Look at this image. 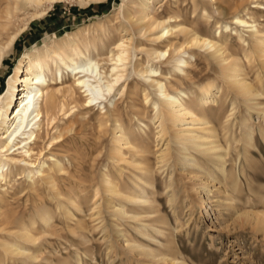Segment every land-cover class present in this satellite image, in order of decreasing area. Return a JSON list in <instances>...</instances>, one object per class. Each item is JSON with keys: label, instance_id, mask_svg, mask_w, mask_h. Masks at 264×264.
<instances>
[{"label": "rangeland", "instance_id": "374dc122", "mask_svg": "<svg viewBox=\"0 0 264 264\" xmlns=\"http://www.w3.org/2000/svg\"><path fill=\"white\" fill-rule=\"evenodd\" d=\"M130 1L109 0L101 5L91 3L89 6L81 5L79 0L55 3L49 14L31 21L29 29L0 67V93L5 91L10 74L25 52L88 27L91 28L87 36L108 32L115 37H128L130 32L127 33L122 26L127 24L124 12ZM7 2L0 0V10L8 7ZM260 2L264 4V0ZM236 3L235 8L238 7L239 11L244 6L255 10L264 28V9L254 8L253 0H237ZM31 11L34 10L18 12L9 33L31 19ZM216 18L224 24L232 22L231 16ZM214 22L212 19L210 25H200L202 32H213ZM7 37L5 35L4 40ZM229 41L230 51L236 54L232 46L238 45V41L235 37ZM142 46L149 48L151 45L144 38ZM197 58L198 73L192 74L191 79H184L183 83L175 80V84H168V87L174 92L178 89L194 91L209 82L218 83L219 89L215 90L219 94L217 101L224 104L214 115H219L220 119L212 125L215 124L218 139L228 152L225 161L229 178L226 174L220 175L217 166L212 165L205 155H194L198 159L197 165H193V156L181 162L178 158L182 155L177 154L175 141L169 142L170 135H164L161 128H154L149 131V139L155 140L154 143H143V138L139 141L144 144L142 151L152 149L148 161L155 170L156 190H149L153 204L138 207L111 195L101 185L103 172L108 170L118 181L120 189L125 191V188H136L132 181L136 180L135 176L140 171L138 165L119 160L113 152L115 113L111 103L106 101L110 120L107 126L99 125L101 107L97 105L83 124L75 126V131L66 133L43 151L47 155L55 153L65 161L68 169L69 174L56 177L55 188L44 182L37 189H32L24 177L14 180L13 188L9 186L6 204L0 201V250L4 240L16 239L14 231L19 229L17 227L21 222L29 223L30 216L46 205L53 213L51 227L45 228V233L38 228L34 230L33 233L42 238L35 245L20 242L32 247L39 257V260L29 264H80L79 260L81 264H264V137L261 133L264 122L260 121L258 114L259 108L264 107V60L253 58L254 61L247 64V67L251 65V69L247 68L246 77L260 93L252 97L250 103L246 97L235 95L232 85L216 72L220 67L213 58L208 57V61L203 57ZM146 59L147 53L138 50L137 57L129 66L131 76L128 74L120 85V90L127 85L126 91L124 94L118 92L114 100L124 124L133 130L138 129L141 121L150 123L154 116L153 108L144 99L143 90L148 89L149 84L132 72L134 66ZM163 66L164 71L171 67ZM76 96L78 107L75 112L84 108L85 98L81 91ZM152 98H157L155 93ZM249 111L256 132L252 146L246 144L245 130L241 124ZM230 112L234 114L229 118ZM227 119L230 120L225 122ZM232 126L235 129L231 130ZM229 140L232 146L228 144ZM47 141L41 143L40 148H44L45 143L48 146ZM168 146H172L171 151L167 161L162 163V151ZM125 151L129 160H135L130 153L134 151L133 148ZM142 155V152L139 153L136 159ZM209 167L214 175L219 176L217 179L213 180L210 174L204 173ZM69 198L78 201L77 204H68ZM209 199L211 202H207ZM66 203L72 210L63 214L60 208ZM119 203H126L129 212L141 213V218L131 220L123 215L116 216L112 206ZM145 223L153 226L147 229L155 236L154 240L140 232ZM155 227L160 228L161 232H156ZM128 239L131 240L129 244L126 243ZM10 258L6 264H26V256L11 255Z\"/></svg>", "mask_w": 264, "mask_h": 264}, {"label": "bare ground", "instance_id": "6f19581e", "mask_svg": "<svg viewBox=\"0 0 264 264\" xmlns=\"http://www.w3.org/2000/svg\"><path fill=\"white\" fill-rule=\"evenodd\" d=\"M7 1L8 7L0 10V67L29 29L31 21L49 14L55 3L68 0ZM108 1L79 0V3L89 6L91 3L101 5ZM236 1L131 0L124 12L127 24L122 26L123 30L130 32L128 37L124 35L115 37L108 32L102 35L91 33L87 36L91 28L88 27L78 33H69L66 38L55 39L50 44L25 52L14 72L10 74L5 91L0 93V201L6 204L9 186L14 180L23 177L28 180L32 189H37L38 185L44 182L55 188L56 177L69 174L68 169L65 161L55 153L47 155L43 151L66 133L75 131V126L83 124L88 119L89 112L97 105L101 107L99 125L107 126L110 120L106 101L111 103L112 111L115 113L113 152L119 160L138 165L140 171L135 176L136 180L132 181L136 188H125V191L120 189L118 181L108 170L103 172L101 185L111 195L138 207L153 204L150 191L156 190V179L153 177L155 170L148 161L152 149L147 151L146 148L145 152L142 151L144 144L139 141L143 138V143H154L155 140L149 139V131L154 128L156 130L161 128L164 135H170L169 142L175 141L179 152L177 154L182 155L178 158L181 162L193 156L195 158L193 165H197L198 159L194 155L197 153L205 155L212 165L217 166L220 175L226 174L228 177L225 161L228 152L218 139L215 124L212 125L214 121L220 119L219 115H214L224 104L223 101L219 103L217 101L219 94L215 90L219 89L218 83L212 81L194 91L178 89L175 92L169 89L168 84L173 86L175 80L183 83L184 79H191L198 73L197 56L207 61V58L211 57L220 67L216 72L232 85L235 95L246 97L248 102L252 97L260 95L246 76L247 68L251 66L247 67V64L251 63L253 58L264 60V28L255 10L244 6V9L239 11L238 7L235 8ZM253 2L257 10L264 9V4L260 0ZM30 10H34L31 11V19L12 31L13 33H9L14 16L18 12ZM216 16L222 18L231 16L232 22L224 24ZM212 19L215 20L212 26L215 28L214 31L202 32L200 25L208 26ZM5 35L8 36L7 40H4ZM232 37L238 41V45L232 46L236 54L230 51L229 40ZM144 38L150 42L149 48L142 46ZM138 50L145 51L147 59L143 62L138 61L141 68L134 66L132 72L149 84L150 88L143 90L144 99L153 108L154 116L150 123L141 121L138 129L133 130L124 124L121 111L119 112L114 100L118 92L124 94L126 91L127 85L120 90L121 83L131 74L129 66L133 58L137 57ZM163 65L171 67L164 71ZM78 91L85 96L84 108L75 112L78 107L76 96ZM153 93L157 96L156 99L152 98ZM259 109V119L264 122V107ZM233 114H229V118ZM251 116L250 111L245 118L243 115L241 123L245 130V142L249 146L254 143L256 133ZM230 129L235 128L232 126ZM261 133L264 137V129ZM45 140H48V146L45 143L44 148H40ZM231 143L229 140L228 144ZM171 147L168 146L162 151L164 154L162 163L167 161ZM132 148L134 151L130 153L135 160H129L125 156V150ZM141 152L143 155L137 160L136 156L139 157L141 154L139 156L138 154ZM204 173L210 174L213 180L219 177L212 173L211 167L205 169ZM209 200L207 202H211V199ZM77 202L71 198L67 200L71 205H76ZM67 203L61 205L60 210L63 214L71 213L72 209ZM112 207L116 216L123 215L131 220L141 218V213L127 211L126 203L114 204ZM36 213L30 216L29 223L21 222L17 227L19 229L13 230L17 235L15 240L7 239L1 243L0 264L8 263L11 255L26 256V264L39 260L32 247L20 243L24 241L37 244L42 238L35 235L34 230L38 228L45 233V228L51 227L53 213L46 205ZM148 227L153 226L145 223L140 232L154 240L155 236L148 231ZM156 227L154 230L161 232V229ZM262 227L264 228V223ZM130 241L126 240V243L129 244ZM79 263L81 264V260Z\"/></svg>", "mask_w": 264, "mask_h": 264}]
</instances>
